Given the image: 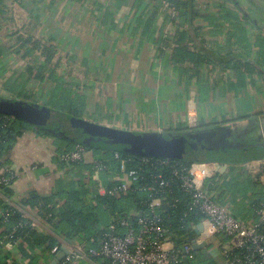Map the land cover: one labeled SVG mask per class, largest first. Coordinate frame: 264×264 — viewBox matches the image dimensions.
Wrapping results in <instances>:
<instances>
[{
  "label": "crops",
  "instance_id": "crops-1",
  "mask_svg": "<svg viewBox=\"0 0 264 264\" xmlns=\"http://www.w3.org/2000/svg\"><path fill=\"white\" fill-rule=\"evenodd\" d=\"M196 1L199 15L191 28H199V40L220 54L243 50L246 43L249 59L260 63L259 72L216 65L203 66L200 80L182 75L181 68L192 67L176 65L170 59L176 25L163 0H0V98H22L71 117L135 132H182L225 125L246 130L254 122L256 129L249 136L257 139L259 127L264 124V51L255 44L262 37L256 26L264 28V0L242 1L257 25L243 19L226 0ZM222 7L231 17H222ZM18 23L23 27L16 28ZM11 30L53 43L56 53L43 79L27 75L24 49L17 53L19 43ZM193 39L194 43L198 41ZM187 42L189 48H194L192 39ZM72 147L35 129L17 138L3 157L16 174L13 203L31 192L50 197L75 188L79 181L89 187L93 179L97 192L105 194L107 184L117 174L95 176L93 165L98 159L92 150L85 151L76 169L61 164L58 155ZM103 157L114 158V153H102ZM233 165L211 179L207 189L227 204L233 215L242 216L243 203L241 211L231 209L241 201L240 194L228 189L239 183H231ZM249 165H254L253 161ZM250 169L243 170V175L249 177L246 182L240 181L238 190L245 192V186L252 184L251 178L262 175ZM20 209L22 218L36 231L59 237L38 217L36 208ZM60 241L62 248L68 242L72 246L82 244L80 238ZM17 245L8 238L0 242V260L29 264L20 257ZM37 253V264H52L55 260L52 250ZM81 264L111 263L90 257ZM188 264H208L207 254L201 250Z\"/></svg>",
  "mask_w": 264,
  "mask_h": 264
},
{
  "label": "trees",
  "instance_id": "trees-1",
  "mask_svg": "<svg viewBox=\"0 0 264 264\" xmlns=\"http://www.w3.org/2000/svg\"><path fill=\"white\" fill-rule=\"evenodd\" d=\"M14 1L18 2L19 0ZM168 1L171 3L172 9L177 13V17L179 18V23L175 24L176 29L172 34L175 46L172 50L170 59L176 65L188 64L192 67L181 68L182 75H186L187 78L200 80L203 70L205 69L202 68L203 66L214 67L216 65L224 67L222 69L231 67L235 70H244L252 74L256 73V71L259 72L258 65H260V63L258 62L256 64L249 59L246 43L243 50H232L225 54H220L215 49L206 47L205 43L199 40V28H191L192 21L199 15L198 11L195 9L196 0ZM226 1L232 4L233 8L238 11L231 0ZM242 1L243 0H241L240 4L243 6ZM221 11H223L222 17L227 19L231 17L230 12L225 10L224 7H222ZM241 17L245 19L242 15ZM245 20L249 21L247 19ZM185 22L188 24V29H186ZM256 27L261 31L262 37L259 36V38H257L255 45L260 46L264 51V28L258 25ZM11 33L16 35L19 43L16 48L17 53L20 49H24L23 58L24 60L27 59V75L33 79H43L46 69L51 65L56 53L53 43L50 40L49 42L37 40L31 35L20 33L18 30H11ZM188 38L192 39V42L195 40L193 38L198 40L195 43L193 42L195 45L194 48H189L187 45ZM34 53H37V55H34ZM261 58L264 60V52L261 54ZM40 59H42V62H39ZM19 101L22 104L30 103L22 98L19 99ZM1 116L0 114L1 160H3V157L14 145L17 138L22 136L28 129H35L40 133L51 135L60 141L73 145L71 149L62 151L57 157L61 164L69 166L71 169H76L81 166L82 160L66 164L60 161L59 156L65 152L74 150L76 146H81L85 151H94L98 159L96 162L107 166V169L100 173H108V176L112 175V177L115 174H120L119 160L108 157L102 158V153L111 152L118 153L120 159H124L126 170H137L140 176L139 182L130 186L129 190L126 192L117 193L116 188L119 186V183L117 179H115V175L114 180H111L107 184L105 194H99L97 192L96 182L93 179L92 186L89 187H86L82 181H79L75 188L63 190L62 192L59 191L52 194L50 197H40L37 193L31 192L27 197L21 198L19 202L16 203L18 206L36 208L38 217L59 234L58 238L50 233L42 234L36 231L30 226L27 220L22 218V214L19 211H14L11 214L12 207L9 203L10 201L13 202V182L8 186H1L0 194L2 197H0V208L6 212L5 215H7L8 220L4 221L3 215L0 216V229L2 228L0 231V242L5 240V236L11 235V240L18 243L17 246L20 257L26 259L29 264H37L39 258L38 251L41 253L51 252L54 247L60 250V239L62 238H80L84 249L88 251L90 248L97 246L96 244L103 232L102 229L106 228L111 222H115L119 219L128 218L132 228L136 230L139 216H146L149 214L147 206L150 198L148 192L142 191L141 188L151 183L154 176H159L161 179L168 182L167 188L159 193V197H157L159 202L156 206V214L160 220L161 226L167 230V233L174 237L176 243L186 241L187 237H189V227H191L198 218L194 217L188 211L187 202L189 197L182 190L178 176L173 174L174 170L181 169L183 166L188 165V162L172 161L168 164H162L161 159L156 158L151 164H144L138 156L109 151L104 148L102 142L78 143L66 138L62 132H59L55 128L33 126L20 119L10 117L2 118ZM195 129L198 128H194L193 130ZM255 129L256 126L254 122H251L246 130H243L241 137L238 135L234 136L238 140L247 143L256 142L257 139H253L249 136ZM256 153L257 157L264 158V150H258ZM228 189L231 192L235 191V194L241 192L232 186H228ZM58 200H62V202L59 204ZM119 232L122 234L126 232V229L121 228ZM51 255L56 258L57 253ZM0 264L8 263L0 260Z\"/></svg>",
  "mask_w": 264,
  "mask_h": 264
},
{
  "label": "built area",
  "instance_id": "built-area-1",
  "mask_svg": "<svg viewBox=\"0 0 264 264\" xmlns=\"http://www.w3.org/2000/svg\"><path fill=\"white\" fill-rule=\"evenodd\" d=\"M163 6L176 24L179 18L172 9L171 3L163 0ZM15 27L20 29L23 25L18 23ZM1 117L9 118L4 115ZM260 132L264 138L263 126H260ZM84 153V148L76 146L74 150L61 154L59 158L67 164L81 161ZM114 158L119 160L120 174L122 173L116 176L119 183L116 191L117 193L126 192L130 186L139 182L140 176L137 170H126L125 161L120 159L118 153H114ZM140 158L144 164H151L156 159ZM158 159H161L162 164L172 162L163 158ZM253 163L254 165L249 167L240 163L243 170L251 168L250 171L253 170L255 174L259 172L262 174L254 178L258 182L256 186L258 190L252 194L253 198L248 203L247 212L242 216L233 215L228 205L207 189L209 181L221 173L224 167L228 169V165L215 162L189 163L173 172L175 176H178L182 190L189 197L188 211L198 218L189 227V237L186 241L176 243L174 237L160 224L156 214V206L159 202L157 197L167 188L168 182L159 176H154L151 183L141 188L142 191L148 192L150 198L147 206L149 214L139 216L136 230L132 228L128 218L111 222L102 229L97 246L88 251L84 249L83 243L72 246L68 242L67 246L61 247L60 250L54 247L53 253L66 251L57 264H81L83 260L90 257L103 258L111 264H183L184 258L188 262H194L201 250L207 254L208 264H264V184L262 182L264 158ZM106 169L107 166L101 163L95 162L93 165L95 176ZM15 178L16 174L0 159V188L8 186ZM261 193L262 196H260ZM9 204L12 207L11 214L14 211L22 214L20 206L11 201ZM5 214L6 212L1 209L0 216L3 215L4 221H7ZM21 216L23 217V214ZM198 225L201 226V230L197 233L195 229ZM121 228H125L126 232L120 234ZM11 237L7 235L5 238L11 239ZM193 244L204 246L195 250L192 247ZM214 250L216 253L210 255L209 252Z\"/></svg>",
  "mask_w": 264,
  "mask_h": 264
},
{
  "label": "water",
  "instance_id": "water-1",
  "mask_svg": "<svg viewBox=\"0 0 264 264\" xmlns=\"http://www.w3.org/2000/svg\"><path fill=\"white\" fill-rule=\"evenodd\" d=\"M241 15L256 25L250 12L237 0H231ZM0 114L20 119L38 127L55 128L66 138L78 143L102 142L112 152L138 157L163 158L188 163L215 162L225 165L257 161L256 151L264 150L261 132L256 142L247 143L234 135L243 132L238 125L211 126L182 132H135L89 122L38 104H22L18 100L0 98ZM260 129V127H259ZM264 129V124H263ZM225 168V167H224ZM224 169H221V172ZM198 225L195 232H199ZM204 245L193 244L197 250ZM66 251L57 253L52 264H57ZM216 250L211 254H215ZM184 264H188L186 258Z\"/></svg>",
  "mask_w": 264,
  "mask_h": 264
},
{
  "label": "rangeland",
  "instance_id": "rangeland-1",
  "mask_svg": "<svg viewBox=\"0 0 264 264\" xmlns=\"http://www.w3.org/2000/svg\"><path fill=\"white\" fill-rule=\"evenodd\" d=\"M262 135V134H261ZM242 136V134H240L239 135V137H241ZM241 139V138H240ZM249 162H252V161H249ZM249 162H245V163H243V164H247V163H249ZM239 166V167H238ZM241 165H240V163L239 164H235V165H233V167L231 168L232 170L231 171H233L231 174V176H230V179H231V183H232V185H234L236 182L238 183V185H236V188H239L240 187V181L243 179V180H245V181H243V182H246V179L249 177V176H244L243 174H244V172H243V167H240ZM230 170V169H229ZM228 170V171H229ZM227 171V172H228ZM239 172H241V173H239ZM251 182H252V184L251 185H249V186H245V192H243L242 190H240V191H242V192H240L239 194H240V197H241V201H240V203H238V204H235V205H233L232 206V211L234 210V212L235 211H237V210H242V203H243V209L245 210L243 213L245 214L246 212H247V209H248V203L251 201V199L253 198L252 197V194L254 193V191L255 190H258V187H256L257 185H258V182L256 181V179H254V178H251ZM262 182H263V184H264V179L262 180ZM263 194L261 193L260 194V196H262ZM239 196V195H238ZM238 196H236V198H238ZM239 199V198H238Z\"/></svg>",
  "mask_w": 264,
  "mask_h": 264
},
{
  "label": "flooded vegetation",
  "instance_id": "flooded-vegetation-1",
  "mask_svg": "<svg viewBox=\"0 0 264 264\" xmlns=\"http://www.w3.org/2000/svg\"><path fill=\"white\" fill-rule=\"evenodd\" d=\"M239 3L241 2V0L239 1V0H237ZM244 6V5H243Z\"/></svg>",
  "mask_w": 264,
  "mask_h": 264
}]
</instances>
